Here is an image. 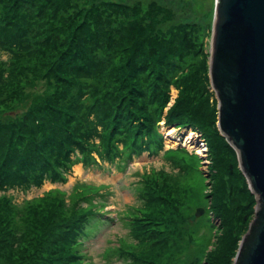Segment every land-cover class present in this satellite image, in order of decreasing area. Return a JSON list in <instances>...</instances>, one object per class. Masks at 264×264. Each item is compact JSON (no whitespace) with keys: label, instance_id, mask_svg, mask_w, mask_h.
Returning a JSON list of instances; mask_svg holds the SVG:
<instances>
[{"label":"trees","instance_id":"obj_1","mask_svg":"<svg viewBox=\"0 0 264 264\" xmlns=\"http://www.w3.org/2000/svg\"><path fill=\"white\" fill-rule=\"evenodd\" d=\"M151 3L154 8H149L153 6L150 4L143 10L140 3L137 9L133 7L134 16H127L125 9L128 5L119 2L74 10L66 16L59 12L67 5L58 0H0V15L8 13L15 17V21H8L14 27L12 33L5 32L11 35V40L6 42L7 48L15 54H34V49H40L43 60L56 53L51 68L65 80L61 84L64 92L56 93L57 96H52L44 104L37 97L27 104V109L19 106L16 100L15 94L21 90L10 89L0 80V184L15 179L29 187L40 184L45 173L51 180H62L64 168L71 167L70 151L81 147L86 156H90L88 151L92 146L81 143L94 133H98L101 139L104 159L119 156L125 162L140 150L155 152L161 147L163 138L155 130V123L166 111L167 124L196 128L207 141L214 168L210 172L211 211L221 220L215 234L216 248L207 259L211 264H232L242 234L254 214L256 199L237 165L235 149L216 124L217 99L210 87L209 51L200 39V24L195 21L175 22L172 8L157 1ZM30 7H38L36 17L40 23L26 11ZM45 11L48 14L57 11L53 17L46 18L50 25L46 33L41 18ZM124 16L129 20L125 21ZM41 32L45 35H39ZM44 43H51V46L43 50L41 45ZM23 46L26 51L21 49ZM16 61L13 59L9 73L18 72L29 79L34 77V71L29 68L15 71L14 66H20L15 64ZM10 81L8 78V84ZM171 84L178 89V95L169 104ZM157 191L147 189L142 194L148 207ZM157 198L154 203L159 210ZM166 199L170 202L168 197ZM172 211L173 220L178 223L176 227L183 226L184 220L189 223L187 217L182 218L181 203L178 211L176 205ZM97 216L98 212L92 218L88 212L82 214L77 210L62 216L54 209L48 218L52 227L53 223L57 224L55 228L51 227L55 231L48 236L54 241L46 249L49 257L37 256L31 245L18 246L16 250L13 244V264H22L19 261L22 254L29 255L27 264H81L76 254H70V251L80 243L81 237L88 236V231L98 228L95 224L110 221ZM14 218L10 212L0 217V238L12 233L8 229L10 224L15 229ZM25 219L32 225L37 222V218ZM142 225H130L144 251H133L138 263L130 264H139L140 261L141 264H151L158 260L157 251L147 249L149 241L152 248L157 244L152 241L154 232H147ZM183 237L180 231L173 233L174 253L179 252ZM185 241L190 243L189 238ZM192 244L197 246L198 242L195 240ZM122 249L124 252L125 248ZM146 252L154 253V257L147 255L149 259L144 262ZM170 258L171 253L164 254L163 260Z\"/></svg>","mask_w":264,"mask_h":264},{"label":"rangeland","instance_id":"obj_2","mask_svg":"<svg viewBox=\"0 0 264 264\" xmlns=\"http://www.w3.org/2000/svg\"><path fill=\"white\" fill-rule=\"evenodd\" d=\"M154 1L173 9L175 22H198L201 29L200 36H202L200 39L203 40L206 51L210 53L216 0H58L60 4L67 5L65 10L59 12L66 16L70 15L68 13H74V10L89 8L101 3L102 5H111L110 3L113 2L128 5L125 9L126 15L134 16L133 7L137 9L136 6L142 4L141 8L143 7L142 9L145 10L144 8L149 7L150 4L153 5L151 2ZM154 7L153 5L149 8ZM37 8H26V11L35 16L34 21L40 23V19L36 17ZM138 9L140 10V8ZM56 12L50 11L48 14L45 11L41 15L44 21L43 27L47 29L45 33L50 29L46 18L51 15L53 17ZM12 16L8 13L0 15V38L3 43L1 44L0 39V80L4 86L11 87L10 89L21 90L18 94H14L19 102L18 105L27 109V104L35 101L37 97L44 104L52 96H57L56 93L64 92L61 84H64L65 80L51 68L56 61V53L43 60L44 56L40 53V49H34V54L31 52L15 54L7 48L6 42L11 40V35H7L5 32L11 34L13 31L14 27L8 24L10 20L15 21V17L12 18ZM127 16H124L125 21L129 20ZM128 26L129 24L127 29ZM165 26L167 27V25ZM45 33L41 32L39 35H45ZM41 46L44 50L49 48L51 43H44ZM25 48V46L21 47L23 51H26ZM13 59L17 60L15 64L20 65L17 68L14 66L15 71L29 68L34 71V77L29 79L24 74L19 75L18 72L9 73L10 65L14 63ZM39 59L42 61L39 62ZM26 64L27 67H25ZM8 78L11 80L9 84ZM170 88L171 100L169 104L178 95V89L173 84ZM160 118L155 123V130L157 129L163 137L162 145L155 152L147 149L140 150L125 162L119 156L105 157L104 159L101 139L98 133H94L87 138V141L81 143V145L92 146L88 151L90 156H86V152L82 151L81 147L70 151L68 158L69 161L72 160L71 167L64 168L62 180H51L46 177L45 173L40 184H32L29 187L23 186L15 179L1 183L0 217L8 212L14 214L16 227L14 229L10 224L8 229L12 233L6 238L4 236L0 238V264L14 263L11 253L13 244L16 250L18 246L24 248L31 245L37 256L40 254V257H49L50 253L46 249L54 241L50 240L48 236L55 230L51 229L52 224L48 222V218L54 209L62 216L71 215L77 210L82 214L88 212L92 218H95V214L98 212V218L110 220L95 224V226L98 225V228L93 232L88 231V236L81 237L80 243L74 245V250L71 248L70 254L75 253L81 264L138 263L132 252L140 249L141 242L132 232L130 225L135 227L139 223H143L141 227L147 232L153 230L154 235L151 236L155 238L152 241H157L153 248L149 241L150 245L147 248L158 253V260L151 264H211L207 256L210 252L213 253L216 248L215 234L221 221L211 211L209 196V192L212 190L210 188V180H212L210 172L214 171L213 157L207 141L199 130L190 126L182 127L175 123L167 124L165 122L166 111ZM98 128L99 131H102L100 126ZM190 133H194L193 137L189 135ZM119 146L122 147L121 141ZM199 150L201 151L199 152ZM236 158L239 167L237 153ZM231 166V170H233V165L231 164ZM154 188L158 191L154 195V201L148 207L147 200L143 198L142 194L147 189ZM156 197H159L157 198L159 210L154 203ZM167 197L170 202L166 199ZM180 203L183 205L182 218L187 217L189 223L184 220L183 226L176 227L178 223L175 219L173 220L172 210L173 205H176L178 211ZM154 208L155 210H153ZM199 208L205 210L201 216L196 215ZM168 209L171 210V213ZM253 216L254 214L251 215L249 223ZM27 217L37 218V222L32 225L25 219ZM56 226L57 224L53 223L52 228ZM89 228L90 226L88 230ZM133 231L135 230L133 229ZM179 231L184 236L183 238L190 239V243H186L184 239V242H180L179 252L174 253L173 233H179ZM194 239L196 243L198 242L197 246L196 244L190 245L195 241ZM122 247L125 248L124 252H122ZM170 248L171 250H169ZM139 251L144 252L141 249ZM169 253H171L170 260H163L164 254ZM152 254L146 252L143 255L144 262L154 257ZM147 255L149 258H146ZM28 259L29 255L22 254L19 261L22 264H27Z\"/></svg>","mask_w":264,"mask_h":264},{"label":"water","instance_id":"obj_3","mask_svg":"<svg viewBox=\"0 0 264 264\" xmlns=\"http://www.w3.org/2000/svg\"><path fill=\"white\" fill-rule=\"evenodd\" d=\"M209 78L220 133L256 199L232 264H264V0H216Z\"/></svg>","mask_w":264,"mask_h":264},{"label":"bare ground","instance_id":"obj_4","mask_svg":"<svg viewBox=\"0 0 264 264\" xmlns=\"http://www.w3.org/2000/svg\"><path fill=\"white\" fill-rule=\"evenodd\" d=\"M172 132H173V131H172ZM189 135H190L191 137H193L194 133H190ZM200 151H201V150H199V152H200Z\"/></svg>","mask_w":264,"mask_h":264}]
</instances>
